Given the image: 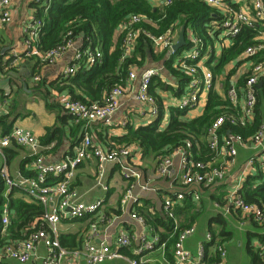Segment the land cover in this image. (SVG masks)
Segmentation results:
<instances>
[{"label": "built area", "instance_id": "1", "mask_svg": "<svg viewBox=\"0 0 264 264\" xmlns=\"http://www.w3.org/2000/svg\"><path fill=\"white\" fill-rule=\"evenodd\" d=\"M38 1V0H37ZM43 1L46 8L52 0ZM149 2L154 8L165 10L176 1L185 0H143ZM211 9L208 20L204 23L207 39L191 27L185 30V46L175 50L180 28L170 25L163 32L155 34L151 30L143 28L141 23L150 20L146 15L134 13L122 19L117 27V34L121 35L122 59L131 55L137 45V39L143 35L153 46L154 50L165 51L167 58H171L173 68L184 73L189 79L177 97H172L167 104L178 109L190 110L201 102H205L210 89L223 93L235 107L231 113L222 111L207 129L206 145L213 156L202 159L198 152H193L191 139L175 147L170 154L158 156L155 160V175L157 177H171L177 180V188L172 195L163 200L162 213L169 219V235L165 236L156 231L151 232V238H140L136 252L159 249L164 251L168 240L173 237L172 256L174 264H223L226 257V248L223 242L210 230L206 232L204 241L211 242L216 252L214 260L206 256L203 244L198 245V252L193 254L185 247V240L195 233V226L189 225L181 228L173 212V206L189 198L192 202L199 203L203 187H211L225 179L229 168L235 163L237 146H248L257 150L251 154L243 168V176L264 170V124L249 136L242 137L239 134H223L219 136V129L224 121L245 125L254 119V109L257 103V84L262 82L264 88V3L262 0H195ZM11 20V0H0V23L5 24ZM151 21H153L151 19ZM44 21L34 18L25 25L26 36L24 44L27 55H36L45 63H53L63 52L75 45L76 41L68 39L63 45L49 50L46 53L36 48V42L41 34ZM247 28L251 30V42L247 44L237 57L226 63L220 72H214L223 50L233 44L234 38ZM70 32H68V35ZM187 44V45H186ZM101 59L98 48H75L72 63L65 69L66 76L73 75L81 68L88 69ZM14 59L10 60V66L14 67ZM8 66V67H10ZM137 66H132L128 72V78L124 85H115L105 95L102 102H83L80 100L66 99L63 102L64 109L73 115L76 121H81L84 126L92 122L108 123L112 114L120 106V98L129 89L137 78ZM163 65L147 66L139 74V84L134 98L143 105L146 113L156 118L159 110L156 96L150 92L152 79L156 76L163 78ZM244 77L240 84V77ZM226 82V87L225 83ZM161 97V93L156 90ZM162 100V98H161ZM3 108L0 105V114ZM165 115V113H164ZM168 120L165 115L161 122L163 128ZM15 143L27 147L33 156V169L35 174L31 177L18 175L16 178L9 176L5 166L0 167V177L7 186V192L13 187L23 188L28 195L40 201L45 212L42 216L43 227L29 234L26 239L9 242L0 248V264L3 258H10L25 263L32 258H38L41 264H75L78 258H82L86 264H104L105 261L120 257L121 254L112 249L105 241L94 243L99 222L108 221L104 213V201L97 199L86 203L80 200L77 192L72 188L79 163L90 157L96 160V183L106 189L105 167L108 162L117 163L121 176L129 182V186L122 193L121 205L136 199L140 191L156 192L149 180H144L136 155H142L141 149L128 144L109 145L106 148L93 142L91 136L85 132L75 153L66 156L63 160L54 163H46L38 152L41 147L38 139L28 130L14 127L9 133L0 135V154L3 149ZM224 161L216 163L218 156ZM143 157V156H142ZM243 179L232 183L224 196V209L240 211L246 215H252L258 223L264 224V207L248 203L240 193ZM6 192V193H7ZM154 214V209H150ZM89 218V228L85 242L81 247L68 249L61 245L59 240V224L64 218ZM130 217L140 224H144V217L135 212ZM9 224V210L4 206L0 218V234L4 233ZM119 243L122 246L130 244V236L120 233ZM42 243L46 248V254L42 257L36 255L37 246ZM263 249V248H261ZM69 254V255H68ZM161 264H171L165 255ZM264 258V255H262ZM131 264H147L143 257L129 259Z\"/></svg>", "mask_w": 264, "mask_h": 264}, {"label": "crops", "instance_id": "2", "mask_svg": "<svg viewBox=\"0 0 264 264\" xmlns=\"http://www.w3.org/2000/svg\"><path fill=\"white\" fill-rule=\"evenodd\" d=\"M35 1L37 0H11V20L5 24L0 23V105L3 108L0 115L9 112L7 119L8 124L10 123L9 132L14 127H21L30 131L41 145L38 152L44 162L54 163L63 160L66 156L73 155L79 147L85 132L91 136L94 143L106 148L109 145L118 144L113 138L124 135L127 131L126 125L128 123L132 126H139L146 125L154 120L153 117L146 113L143 105L134 98L142 68L137 69V78L132 81L130 89L121 96L120 106L112 114L108 123L92 122L84 126L81 121H76L73 115L65 111L63 102L66 99H70V97L66 89L59 87L61 84L60 78L66 76L64 75L65 69L72 63L75 48H80L81 44L76 42L74 46L67 48L53 63L37 65L36 58L26 54V46L24 44L26 36L25 25L36 18V8L32 6ZM13 59L15 60L14 69L7 71L4 68V64L8 60ZM149 62L146 65L153 66L151 59ZM162 74L164 79H168L164 72ZM156 90L161 93L165 115H168L169 112L165 106L171 102V98L175 97V94L171 90L163 91L159 88H156ZM217 92L221 94L219 91ZM205 104V102H201L196 107L187 110L186 117L192 118L200 115ZM53 126L60 127L61 132L54 136V139L49 143H43L42 140L48 133L47 129ZM2 131L3 126L0 125V135H4ZM128 145L138 148L136 143H129ZM256 151L248 146H237L235 163L228 170L225 179L219 183L222 186L221 188H223L221 192H217V190L207 192L208 189H206L203 190L199 203L192 202L187 198L192 205L191 208H189L190 205H185L183 202L176 203L173 206V212L180 227L182 226L181 228L189 226L185 225V223L190 222L189 217L198 213L195 218V224L191 225H194L196 230L200 228L201 234L199 237L193 238L196 234L195 230V233L185 240V247L193 254L198 252L199 243L203 244L206 232L214 230V234L219 237L226 248V257L223 264H228L227 246L232 239L236 242L239 240L238 245H242L244 242L245 249L249 253L250 249L254 251L260 250L264 255V224L258 223L252 215H246L233 209L229 211L224 209V196L227 190L230 189L232 183L237 182L239 179H243L244 182L245 176H243L242 171L246 160ZM30 157L31 160L25 162V159ZM136 162L139 163L143 179L149 180L152 186L156 187V192L140 191L138 187H135L134 192L138 193L136 199L127 202L125 205H121L120 199L122 193L129 186V182L121 176L117 163L108 162L106 164V189L96 183V160L94 157L84 159L79 163L71 186L83 202L91 203L97 199L104 201L103 210L105 215H108L109 220L99 222L96 235L92 241L94 243L105 241L112 249H116L121 254L120 257L107 260L104 264H131L129 259L140 257L147 260V264H161L162 255H165L170 263L174 264L172 256L173 237L167 241H170L171 244L165 246L163 253L159 249L141 252H136L135 250L140 244V238L142 236L146 239L151 238V232L158 231L162 235H169V228L167 230L159 222L155 223L154 218L156 215L164 217L162 213L163 200L168 195H172L174 189H178V182L169 176L164 178L157 177L155 175L156 161L151 157H142V155L138 157L136 155ZM32 163L33 156L30 150L15 143H10L0 154V167L5 166L9 176L12 178H16L19 174L27 177L33 176L35 171ZM6 192L7 186L5 184ZM24 198L27 199L25 195ZM261 207H264V205ZM151 208L154 209V214L151 213ZM213 208L217 209V211ZM117 210L120 211L119 214H116ZM193 210L197 212L194 213ZM132 212L144 217V224L133 220L130 217ZM217 213L222 215V219L226 221V224L209 223L210 217ZM237 219L240 221H237ZM89 220V218L71 219L64 217L59 224V240L62 234H72L75 240L80 242L79 247H81L87 236ZM234 222L238 223L237 227L242 229L241 232L236 231L237 228L234 227ZM209 224H211V227H209ZM222 227L225 228L228 235L221 236L219 234ZM233 232H238L241 236L233 238L231 237ZM5 233L6 231L0 234V238L4 237ZM120 233L130 236V244L128 246L120 245L118 239ZM191 238L193 239L190 240ZM228 239L231 240L228 241ZM207 243L209 246L206 247ZM193 248L195 251L192 250ZM204 252L206 256H211L210 260H214L216 257V252L211 242L204 241ZM45 254L46 248L40 243L37 246L36 255L42 257ZM259 256L264 261L263 256ZM40 259L32 258L25 263H19L14 259L3 258L1 263L41 264ZM75 264H86V262L82 258H78Z\"/></svg>", "mask_w": 264, "mask_h": 264}, {"label": "trees", "instance_id": "3", "mask_svg": "<svg viewBox=\"0 0 264 264\" xmlns=\"http://www.w3.org/2000/svg\"><path fill=\"white\" fill-rule=\"evenodd\" d=\"M262 1L264 3V0ZM32 6L36 8V18L44 21L41 34L36 42V48L40 52L46 53L63 45L68 39L80 42L81 47L98 48L101 52V59L90 68H81L73 75L60 78L61 84L59 87L67 90L70 99L83 102H102L113 86L124 85L132 66L143 69L147 67L146 64L150 59L163 65V72L168 79L156 76L152 79L150 85V92L156 96L158 105L159 113L157 117L146 125L132 126L128 123L126 133L113 138L114 141L118 144L136 143L141 149L143 157H151L156 160L158 156L170 154L175 147L182 145L186 139H191L194 145L193 152L196 148L199 149V156L202 159L213 156L206 145L207 129L222 111L231 113L235 110L228 98L221 95L224 92L219 94L216 90L210 89L202 113L192 118L186 117V109L168 107V120L166 125L161 128L165 109L161 97L156 94V88L163 91L171 90L175 95H179L189 78L172 67V59L167 58L164 51L155 52L151 42L143 35L137 39L136 48L131 55L122 59L120 46L122 36L116 35L118 24L122 19L130 14L139 13L150 19L144 20L141 26L155 34L163 32L170 25L180 28L182 24H185L186 29L191 27L204 36L206 40L208 36L205 33L204 23L211 14V9L208 6L195 0L176 1L161 12L149 2L143 0H52L47 8L43 1L38 0L32 3ZM156 14H158L157 21L154 18ZM151 19L154 20L151 21ZM68 32H70L69 35ZM251 36V30L242 29L234 38L233 44L223 50L217 60L218 63L212 67L213 71L215 73L220 72L226 63L237 57L243 48L251 42ZM31 56L36 58L37 65L45 63L38 56ZM9 63L10 60L4 64L7 71L14 69ZM243 81L244 77L242 76L240 77L241 85ZM223 83L226 87V82ZM8 117L9 112L0 115V125L3 126L2 134L9 132ZM263 124L264 88L261 86L257 90L254 119L245 125L231 123L226 120L218 132L220 137L223 134H239L246 138L253 135ZM47 131L48 133L42 140L43 143L52 141L54 136L61 132V128L53 126L48 128ZM30 160L31 157L25 159V162ZM240 193L246 202L257 204L260 207L264 205V170L248 174L241 186ZM24 195L27 199L24 198ZM183 203L190 205L189 208L192 207L188 199H185ZM5 205L10 210L9 224L4 237L0 238V248L9 242L26 239L29 234L43 227L44 205L28 195L23 188L13 187L5 193V183L0 177V218ZM119 212L117 210L116 214H119ZM197 214H192L189 217L190 222L185 223V225L195 224ZM154 219L155 223L159 222L167 230L170 228L169 219L166 217L156 215ZM210 222L226 224L219 213L212 215L209 219ZM182 224L184 225V223ZM209 227H211V224H209ZM212 233L214 234V230H212ZM219 234L221 236L228 235V232L222 227ZM60 242L62 246L69 249L78 248L80 245V242L76 241L72 234H62ZM170 244L169 241L168 245ZM207 246H209L208 243ZM250 253L251 264H264L263 259L259 256L263 255L260 250L250 249Z\"/></svg>", "mask_w": 264, "mask_h": 264}, {"label": "rangeland", "instance_id": "4", "mask_svg": "<svg viewBox=\"0 0 264 264\" xmlns=\"http://www.w3.org/2000/svg\"><path fill=\"white\" fill-rule=\"evenodd\" d=\"M157 13H159V12H157ZM154 18L156 19L155 21H157L158 20V14H156L154 16ZM155 52L159 53V52H163V51L155 50ZM148 62H149V60H148ZM151 64L152 65H158L159 63H156V61L151 59ZM175 97H177V96L175 95ZM223 161H224V159L221 156H219L216 159V163L217 164H221ZM219 183H221V182H218L217 184L211 186L210 188L209 187H203L202 190L208 189L207 192H213V191H216V190H217V192H221L223 190V188H221L222 186H221V184L219 185ZM202 194H203V192H202ZM206 194H208V193H206ZM204 198H205V196H204ZM209 204H211V203L209 202ZM215 211H217V209ZM193 212L196 213L197 211L193 210ZM238 220L239 219H237V221ZM233 225H234V227L237 228L236 231H238V232L242 231V229H239L237 227L238 226L237 222H234ZM238 232H233V235L231 237L235 238V237L241 236ZM200 234H201V230H200V228H197L196 234L194 235L193 238L199 237ZM193 238H191L190 240H192ZM230 240L231 239H228V241H230ZM238 241L236 242L235 240L232 239V241L228 242V246H227V248H228V255H227L228 264H251V256H250L249 251L245 249L244 242H243L242 245H238ZM192 250L195 251L194 248ZM13 263L14 264H19V263H15V262H13Z\"/></svg>", "mask_w": 264, "mask_h": 264}, {"label": "water", "instance_id": "5", "mask_svg": "<svg viewBox=\"0 0 264 264\" xmlns=\"http://www.w3.org/2000/svg\"><path fill=\"white\" fill-rule=\"evenodd\" d=\"M185 30H186V26L185 24H182L180 26V30L178 33V38H177V42L174 44V49L178 50L180 47H182L185 44ZM262 82H259L257 84L258 87H261Z\"/></svg>", "mask_w": 264, "mask_h": 264}]
</instances>
